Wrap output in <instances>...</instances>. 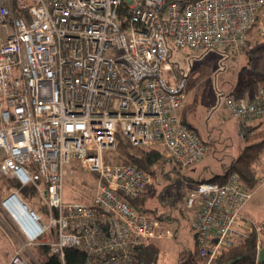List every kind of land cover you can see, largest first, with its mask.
I'll return each mask as SVG.
<instances>
[{
    "label": "built area",
    "instance_id": "2783aa9c",
    "mask_svg": "<svg viewBox=\"0 0 264 264\" xmlns=\"http://www.w3.org/2000/svg\"><path fill=\"white\" fill-rule=\"evenodd\" d=\"M1 27L0 177L14 187L0 199V217L23 244L8 264H29L21 251L38 246L62 261L77 248L85 264H140L146 243L174 233L132 204L153 175L107 163L105 153L121 134L137 147H161L177 166L200 162L208 147L183 120L186 75L172 56L240 55L250 40L264 43V0H0ZM223 100L240 123L264 120V88ZM75 167L94 175L89 202L64 198ZM257 178L259 188L264 174ZM25 187L45 214L23 198ZM254 193L237 173L189 190L183 210L206 264L253 234L261 264L264 218L244 213Z\"/></svg>",
    "mask_w": 264,
    "mask_h": 264
},
{
    "label": "rangeland",
    "instance_id": "374dc122",
    "mask_svg": "<svg viewBox=\"0 0 264 264\" xmlns=\"http://www.w3.org/2000/svg\"><path fill=\"white\" fill-rule=\"evenodd\" d=\"M4 34L1 27L0 38H4ZM250 41L240 55L225 50H188L172 56V61L179 64L186 75V118L202 140L209 144L210 149L194 166L179 168L158 147L163 161L167 162H164V170L155 165L156 171L162 175L157 180L153 176L157 183L149 190L147 206L167 210L172 215L168 229L174 233V237L156 241L160 251L157 261L152 264L203 263L198 261L195 253L191 214L185 209L184 214H181V209L184 208L186 195L195 185L194 181L222 173L247 145L241 132L242 124L232 117L223 96L230 93L254 95L260 88H264V43ZM249 123L256 125L258 122ZM7 189V182L0 177V199ZM64 191L66 201L89 202L95 193L94 175L75 167V172L66 181ZM35 200L38 202L36 209L45 214L43 202L39 198ZM244 213L255 221L264 218V184L256 189ZM3 218L0 217V264H8L13 253L21 249L23 244L11 233L7 220ZM21 254L29 264H39V251L35 247H26ZM207 262L205 259V264Z\"/></svg>",
    "mask_w": 264,
    "mask_h": 264
},
{
    "label": "trees",
    "instance_id": "16d2710c",
    "mask_svg": "<svg viewBox=\"0 0 264 264\" xmlns=\"http://www.w3.org/2000/svg\"><path fill=\"white\" fill-rule=\"evenodd\" d=\"M261 49L262 47L259 48V50ZM240 90H238V92H240ZM185 110L187 111V107ZM183 118L184 122L186 124H189L186 118V113H184ZM255 121L258 122L256 125L250 123H241V132L243 133V138L246 141L247 145L244 147V149L240 152L239 155L232 159L230 164L225 167L224 171L222 173H215L209 178L194 181L195 184L199 182H216L223 184L228 180V178L232 174L237 173L241 181L243 182L245 189L256 191L259 184V180L257 178L258 174H263L264 171V169L261 167L263 166L261 158L262 155H264V120L258 119ZM189 126L194 129L191 124H189ZM196 134L199 139L204 143V145L208 147L209 151V144L202 140L200 134L197 131ZM115 148L116 149L113 152H109L110 150H108V152L106 153L105 159L107 163L135 165L140 169L150 172L156 180L160 175H162L156 171L157 169L155 168V165L160 166V168L164 170V164L167 162V160L163 161L161 152H159L157 148L155 149L134 146L133 144H131V142H129V140L125 136L121 134L117 135ZM177 167L183 168L180 166ZM4 180L7 182V185L14 187L13 183L10 180L6 178H4ZM152 187H149L145 191V193L136 202H133L132 204L138 209L145 210L148 213H152L158 218L169 222L172 219V215L167 210H158L156 208H149L147 206V202L149 199L148 193ZM20 193L23 198L28 201L31 207H33L34 209L37 208L36 206L38 202H36L35 199H38V197L36 196L35 192L31 189V187H25L21 189ZM42 209L44 210V206H42ZM181 212V214H184L183 208L181 209ZM35 250L39 251V264H85L86 262L85 254L77 248L66 249L64 261H62L60 256H58L57 254H52L47 246H38L35 248ZM159 251L160 250L156 242L146 243L139 253V263H155L158 259ZM195 253L198 258V261L203 262L201 264H205L206 258H202L198 254L196 248ZM256 258L257 235L253 234L238 246L225 250L223 255L214 261V264H255Z\"/></svg>",
    "mask_w": 264,
    "mask_h": 264
},
{
    "label": "water",
    "instance_id": "95a60500",
    "mask_svg": "<svg viewBox=\"0 0 264 264\" xmlns=\"http://www.w3.org/2000/svg\"><path fill=\"white\" fill-rule=\"evenodd\" d=\"M258 260L260 263H264V249L260 251Z\"/></svg>",
    "mask_w": 264,
    "mask_h": 264
},
{
    "label": "bare ground",
    "instance_id": "6f19581e",
    "mask_svg": "<svg viewBox=\"0 0 264 264\" xmlns=\"http://www.w3.org/2000/svg\"><path fill=\"white\" fill-rule=\"evenodd\" d=\"M32 234L36 233L35 232V228L33 227V229L30 231Z\"/></svg>",
    "mask_w": 264,
    "mask_h": 264
},
{
    "label": "crops",
    "instance_id": "0c3cea01",
    "mask_svg": "<svg viewBox=\"0 0 264 264\" xmlns=\"http://www.w3.org/2000/svg\"><path fill=\"white\" fill-rule=\"evenodd\" d=\"M186 106H187V103H186ZM185 112H182V115H184V113H186V110H184ZM188 121V120H187ZM190 124V123H189Z\"/></svg>",
    "mask_w": 264,
    "mask_h": 264
}]
</instances>
